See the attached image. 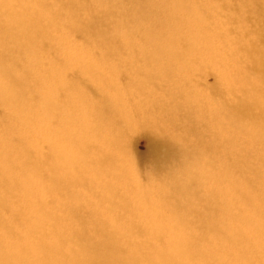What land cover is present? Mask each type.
<instances>
[{
	"label": "rangeland",
	"instance_id": "374dc122",
	"mask_svg": "<svg viewBox=\"0 0 264 264\" xmlns=\"http://www.w3.org/2000/svg\"><path fill=\"white\" fill-rule=\"evenodd\" d=\"M61 1L28 0V3L45 16L49 15L50 9L62 13ZM68 1L75 7V11L72 10L75 21L70 16H59L43 32L44 40L34 47L23 45V41L32 35L17 34V38L12 39L15 51H11L6 61L1 63L7 73L17 77L26 87L23 86L21 114L12 109L0 110V151L5 153V159L11 165L22 161L24 152L30 158L43 155L50 157L52 162L56 161L53 170L42 171L33 197L20 192L6 196L7 210L2 212V220L10 225L13 238L10 243L17 244L18 240L32 244L43 238L51 240L52 232L69 239V234L82 223V232L87 240L109 241L113 250L121 251L126 259L122 261L124 264H149L146 256L156 250L165 252L171 245L182 241L195 245L196 254L191 256L188 264H264V134L260 137L258 135L262 134L257 131L254 134L239 133L226 127V135H221L217 150H212L209 145L212 138L204 140L205 149L199 147L197 137L189 138L195 133L188 134L186 130L191 125L197 133L203 123L197 109L186 104V97L190 92H197L199 107L204 108L206 117H213V112L226 106L217 102L219 97H211L204 87L195 83L197 78L203 80V75H207L205 83L213 84V77L207 73L208 67L196 62L198 75L189 79L170 69L161 70L165 68L163 65L174 66V62L161 61L163 65H160L157 60H152L175 57L176 54L162 55L138 49L146 48L143 32L131 24L121 25L119 17L121 12L137 11L144 20L143 25L151 27V23L159 19L153 16L154 11L147 8V0H118L117 7L121 10L110 12L103 8L102 2L98 4V0H94V4L89 2L92 0ZM226 1L230 3V0ZM232 3L234 13H230L227 7H221L218 12L214 11V16L219 15L226 35L233 38L245 33L248 35L250 26L246 19L257 24L258 14H264V0L247 3L235 0ZM30 6L28 9H32ZM139 7L146 11H140ZM203 8L212 13V10L207 11L210 7ZM106 13L102 21H113L116 30L110 29L108 23L113 37L123 39L130 35L135 43L133 50L105 53L98 35L73 30L75 24L78 27L93 18L100 20ZM240 39L237 42L242 48L253 41L251 38ZM5 53L6 49L0 46V59ZM70 57H79L83 64L88 63L92 68L80 74L81 64L70 63ZM13 61L16 62L15 68L11 64ZM226 62L227 67L220 66L219 69L222 78L228 77L232 81L237 78L238 71L233 68L232 59L228 58ZM237 62L242 64L244 60L238 59ZM66 64L69 70H66ZM62 73L77 84L79 97L72 109L69 107L71 100L64 95L66 80L61 79ZM92 75L100 78L102 83L88 80ZM4 84L6 81L0 77V88H4ZM216 84L224 87L220 81ZM43 87L53 95L50 96ZM109 93L111 97L116 96L117 110L123 109L124 116L130 118L129 123L134 121L135 126L126 128L119 126L118 122L117 125L112 124V105L109 100H103V95ZM80 97L85 104L77 102ZM51 100L58 102L61 115L57 117L50 113L51 117H56L50 119L46 104ZM221 101L225 103L228 99L221 97ZM66 106L70 116L65 111L62 114ZM93 107L98 112H92ZM174 107L181 108L178 116L172 113ZM191 111V123L185 120L183 125L178 124L182 116ZM84 112L87 113L86 120L83 119ZM43 115L44 126L26 127L27 137L20 135L23 118L29 123V120ZM233 116L226 114L224 118L227 120L221 119L219 124L234 119ZM213 120L207 122V137L217 133ZM110 127L119 129L121 133L115 140L111 138L116 130ZM85 132L101 138L109 148H100L103 152L101 158L104 166L116 169L115 176L95 173V167L91 166L92 158L80 152L82 150L77 146L84 144L81 139L86 136ZM156 135L162 140L160 144L155 141ZM111 140L114 148L109 146ZM51 148L56 151L66 148L69 153L81 154L85 161L80 167L83 172L72 164L51 157ZM170 152H177L180 156L186 152L188 156L185 160L174 154L168 158ZM111 153L116 155L113 156L115 162L108 161L109 158L107 162L104 158ZM203 153L209 157V165ZM158 156L168 158L170 168L178 174L173 177L165 175L168 167L158 166L153 161V157ZM182 162L184 166L178 169ZM184 167L187 170L182 171ZM215 171H219L217 179L212 175ZM53 174L61 179L67 177L68 182L63 189L58 182L59 189L50 195ZM22 178L36 180L30 171L11 169V184L16 180L23 182ZM86 178L87 184L76 183ZM181 185H186V191L180 196L173 197L166 191L167 186ZM68 246L61 247L63 254L77 251L75 244ZM33 253L42 258L41 254Z\"/></svg>",
	"mask_w": 264,
	"mask_h": 264
},
{
	"label": "bare ground",
	"instance_id": "6f19581e",
	"mask_svg": "<svg viewBox=\"0 0 264 264\" xmlns=\"http://www.w3.org/2000/svg\"><path fill=\"white\" fill-rule=\"evenodd\" d=\"M214 1L216 3H214ZM233 1L230 0V3H227L226 0H147L146 4L148 9L155 12L154 17L157 16V22L153 21L151 27L144 26V20L139 17L137 11H128L121 12L119 17V23L122 25L126 23L131 24L143 32L144 41L146 43V48L138 47L139 50L143 51H155L164 55V53L176 54L175 57L167 58H152V60H157L156 63L163 65L161 61H170L174 62V66L169 64L168 66L163 65L165 68L161 69L168 71L179 72L182 76L192 79L198 73V69L195 66V63H202L203 67H208V72L210 76L213 77V84L207 85L205 83V78L207 75H203V80L197 78L195 81L196 84L204 87L207 93L212 97V95L219 97L218 103L222 106L226 105L225 108H221L219 111H215L213 117H206L203 111V107H199L200 99L198 100L197 92H190L186 97L187 103L191 105L196 111L200 113L199 119L202 121V129L196 133V131L190 125V129L186 130L188 134L194 132V136H190L191 139H196L199 147L205 149L204 140L211 139L209 145L212 150H217L221 135H226L225 128L229 127L230 129H235L239 133H252L257 131L260 137H263L264 134V14H258L257 24L248 22L246 23L250 26V31L248 35L245 33L242 38H233L232 35H226L223 31V25L220 23L216 14L214 16V11H219L221 7H227L230 13H234L232 10ZM90 3H95L94 0L89 1ZM102 2L104 9L110 12L111 10L117 9L118 0H98V4ZM245 3L250 2V0H244ZM211 5V6H210ZM29 3L28 0H0V46L6 49V53L2 55L0 59V77L6 81L4 88H0V110L3 108L12 109L18 111L21 114L23 108L21 104L22 95H23V86L26 87L25 83L20 82L17 77L7 73L5 68H2L1 63L6 61L8 54L11 51H15L14 43L12 39H16L17 34H27L32 35L29 40H24L23 45L34 47L35 44L44 40L45 35L43 32L46 31L61 15L70 16L73 21H75L74 16L72 15V10L75 11V7L68 0L61 1V10L62 13L58 12L55 9L48 10L49 15L41 16L40 12L36 8L31 7L28 9ZM204 6H208L207 11H204ZM160 8V10H159ZM140 11L145 12L144 7L138 8ZM264 9V6H263ZM257 10V8H256ZM128 13V14H123ZM107 16L102 15L100 20L93 18L90 22L88 21L85 25H74V31L81 33L88 32V35L96 34L100 38L101 49L105 53H112L116 50H133L134 41L130 35H126L123 39H116L113 37V34L110 32V29L116 30V27L112 22H104L102 18ZM76 23V22H75ZM110 24V29L108 27ZM113 23V24H112ZM116 25V24H115ZM252 27V28H251ZM146 32V33H144ZM248 36V37H247ZM243 38H251L253 41L248 43L245 47L239 46L237 40ZM8 39V42L5 41ZM240 39V40H241ZM3 40V41H2ZM19 43V42H18ZM214 55V57H211ZM230 58L233 60V68H236L238 71L237 78L230 80L228 77H223L222 72L220 71V66L222 68L227 67V59ZM216 60L213 62V60ZM238 59H243L242 64L238 63ZM16 60V59H15ZM70 63H80V68L82 73L88 72L92 66H89L88 63L83 64L79 57H70ZM236 62V63H235ZM12 66L16 67V62L11 63ZM69 70V67L66 64V70ZM85 71V72H84ZM79 74V75H80ZM58 78L59 75L57 74ZM29 78V76H28ZM71 78V77H70ZM61 79H65V98L71 100L69 105L70 109L76 106V99L79 97L77 84L71 80L67 79L66 74H61ZM88 80L97 81L102 83L100 78H96L93 75ZM238 80V82H237ZM222 82L224 87H220L216 82ZM106 85V84H102ZM43 90H46L49 93V89L43 87ZM25 93L26 89L24 90ZM111 93L103 95V100H109L113 110L110 111V114L113 115L111 119L113 125L125 126L126 128H132L136 123L134 121L129 123L130 118L125 117L123 109L117 110V99L116 96H110ZM53 93L50 92V96ZM221 97L228 99V102L221 101ZM181 98V97H180ZM77 102H82L85 104L84 99L80 97ZM48 112V117H51L50 113H53L54 116L59 117L61 115L60 105L57 101L52 102V100L46 104ZM181 108L174 107L172 108V113L177 115ZM68 113L70 116V110L66 107H63L62 114ZM92 112H98L96 108L91 109ZM179 111V112H178ZM226 111V112H225ZM178 112V113H177ZM193 112L186 113L182 116V119L178 124H184V121L189 124L193 120ZM226 114H233L232 120L226 121L224 124H219L221 119L227 120L224 118ZM59 115V116H58ZM104 115V113H102ZM178 116V115H177ZM176 116V117H177ZM223 116V117H222ZM117 117V120H115ZM48 118V121L50 119ZM69 118V117H68ZM129 118V119H128ZM83 119H87V113L84 112ZM214 126L217 128V133L211 134L209 137L206 136L207 122L212 121ZM21 132L20 135L26 136V127H41L44 126V115L42 118L29 120V123H26L25 118H23V123L20 122ZM228 125V126H225ZM110 129H113L110 127ZM116 130L111 139H117L121 135L119 129ZM183 130V128H182ZM164 134L163 132H159ZM86 136L82 137V146H77L78 149L82 150V154L85 157L92 158L91 166H94L95 173H101L106 175H116V169L112 170L109 166L103 165L102 149H109L104 142L101 141V138L94 136L89 133H84ZM159 136H155V141L160 144L161 139ZM94 140H90V139ZM189 138L187 140H189ZM224 141V139H223ZM48 142V141H47ZM91 142V144H87ZM186 143V142H185ZM109 146L114 148V142L111 140ZM207 147V144L205 143ZM66 148H60L56 151L51 148V157L59 158L64 163L72 164L71 166L76 167L81 173V165L84 160L81 159V154H72L69 151H65ZM186 153V152H185ZM185 153L180 156L177 152H170L169 157L173 154L178 155V158L186 159L187 154ZM5 153L0 151V264H124L122 261L126 259L122 256L121 251H115L112 249L109 241H89L86 239L85 235L82 232V223H79L77 229L69 234V239L61 237L59 234L52 232L50 234V239L47 240L44 238L38 240L36 243L29 244L28 242L18 241L17 244L10 243L12 241L11 228L9 224H4L2 220V212L6 211L5 206L6 196L12 194L13 192H20L31 197L34 196L35 191L34 187L42 178V171L44 169L53 170V166H56V161L52 162V159L45 157L43 155H38L35 158H30L28 153L24 152L21 155L22 161H19L16 164L11 165L5 159ZM213 154L215 155L214 151ZM113 153L104 157L105 160L109 158L108 161H113ZM203 158L206 162L209 163V157L203 153ZM153 161L158 166H166L165 175L170 174L172 177L178 174L176 170L170 168L168 158L161 156L153 157ZM177 158V159H178ZM175 159V160H177ZM181 159V160H182ZM194 160L197 158L194 156ZM107 161V160H106ZM107 161V162H108ZM206 164L205 161H202ZM199 164V163H198ZM183 162L178 166V169L183 167ZM18 168L23 171H30L34 177L35 181L29 180L27 178H22V181L16 180L13 184L10 183L9 177H11V169ZM187 170V168H182V171ZM222 172L220 169H218ZM218 172H212L213 178H218ZM57 174L51 176L49 188V194L51 195L54 190L59 189L57 187L58 182L62 189L66 186L68 182L67 177L65 179L57 178ZM189 178V177H188ZM88 178L82 181H78V184H87ZM61 183V184H60ZM166 191L171 196H180L182 192L186 191V185L181 186H167ZM131 193V192H130ZM71 244H75L77 251L62 253L61 247ZM43 248V252L42 249ZM11 250L10 252H8ZM33 252H37L42 255V258H38ZM195 253V245L190 241L178 242L174 245H171L170 248L163 252L156 250L149 256L145 257V260L149 264H188L192 255ZM202 256V255H201Z\"/></svg>",
	"mask_w": 264,
	"mask_h": 264
}]
</instances>
